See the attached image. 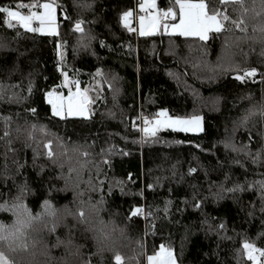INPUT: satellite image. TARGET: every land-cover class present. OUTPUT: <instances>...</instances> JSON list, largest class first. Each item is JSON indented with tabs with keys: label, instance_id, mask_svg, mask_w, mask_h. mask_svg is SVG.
<instances>
[{
	"label": "trees",
	"instance_id": "trees-1",
	"mask_svg": "<svg viewBox=\"0 0 264 264\" xmlns=\"http://www.w3.org/2000/svg\"><path fill=\"white\" fill-rule=\"evenodd\" d=\"M55 1L58 35L20 29L18 36L0 15V84L5 89L0 117H11L10 137L0 139V204L22 196L23 203L37 214L47 200L62 217L71 216L73 208L87 201L101 209L106 222L127 226L130 239L125 255H119L122 264L125 256L131 264H147V257L161 244L170 245L182 264H253L243 243L264 249V202L255 183L264 180V154L253 163L255 153L264 148V116L257 111L249 116L246 127L238 124L250 109L264 105V83L259 74L255 82L246 83L234 76L250 68L264 73V43L247 39L264 28V0H237L227 6L231 18L243 16L247 32L234 30L210 39L206 54L196 43L190 49L189 41L179 35L141 37L124 29L120 14L135 11L139 0ZM32 2L0 0V6L15 8ZM157 2L161 9L169 6V0ZM206 2L210 8L219 7L218 0ZM77 20L84 21L91 40H81L74 31ZM225 37L234 42L232 70L213 73L207 65L217 63ZM61 41L66 45L64 71L68 77L79 81L92 96L100 93L88 119L52 117L46 102L45 92L62 80L55 51ZM114 90H118L115 99ZM212 98L216 106L210 103ZM31 108L36 109V116L28 111ZM162 109L173 116L202 115L204 131L164 129L158 134L161 143L134 142L142 136L132 126L134 121L141 126L136 118L153 117ZM32 124L45 125L54 134L46 138L54 141L55 162L42 149L34 153L35 144L27 139ZM4 131L0 119V136ZM35 135L44 139L39 131ZM227 139L238 147L248 145L251 155L226 149L223 141ZM189 167L197 172L189 174ZM70 169L74 170L71 180ZM149 184L154 188L149 189ZM234 184L244 185L245 190L227 192ZM77 185L84 193L79 199ZM89 187L94 190L86 191ZM168 200L172 203L165 212ZM197 203L201 207H195ZM136 207L143 208L144 214L133 216ZM13 218L17 217L9 211L0 212V223ZM21 219L29 220L26 215ZM66 233L84 246L91 264H115L117 255H92L94 243L82 225L69 219L59 230L61 236Z\"/></svg>",
	"mask_w": 264,
	"mask_h": 264
},
{
	"label": "snow or ice",
	"instance_id": "snow-or-ice-1",
	"mask_svg": "<svg viewBox=\"0 0 264 264\" xmlns=\"http://www.w3.org/2000/svg\"><path fill=\"white\" fill-rule=\"evenodd\" d=\"M237 0H218V5L210 8L209 3L206 0H169V6L167 8L161 9L158 6L157 0H140L139 2V12L138 16V28L132 27V22L136 18L134 10H126L120 14L119 23L121 26L128 31H138L139 36H151L157 33L167 34L169 36L179 35L186 38L189 41V47L191 49L192 43H196L199 48L206 50L208 48V42L210 39L221 36L225 32H232L234 30H239L241 33L247 32V25L244 22L243 16L240 18L233 19L227 13L226 8L229 5L236 3ZM84 7H90V4H83ZM56 7L54 0H49V2L41 3L40 0H33L32 3L24 4L19 3L16 7L11 6H0V15L4 16L3 23L8 29L17 30L18 36L20 35L19 30L23 29L28 33H46L48 35H58V24L56 20ZM23 9H28L27 12ZM235 11V10H234ZM66 19H71L66 17ZM178 20V22H176ZM84 21L77 20L74 23V31L80 34L81 40L87 37L89 40L92 37L87 36V32L84 28ZM255 31V29H254ZM240 39V38H237ZM232 41L228 37H225L224 42L221 46L220 55L217 57V63L215 65L208 64L210 71L215 73L217 70L229 71L232 70V53L231 48L233 47ZM101 46L104 42L101 41ZM65 48L64 42H59L56 47V53L58 56L57 60V71L60 72L62 80L59 85L53 86L50 90L45 92V99L48 105H50L51 116L58 117L64 120L68 117H82L88 119L93 114L91 105L96 99L101 98L99 91H97L96 96H89L88 89L81 91L79 87V81L72 80L68 77L67 72L64 71L65 67ZM198 64H194L193 67H198ZM243 74L239 72L234 76V79L242 83L248 81L255 82V78L259 74L261 77V83H264V73H258V69L250 68L242 70ZM98 75L103 76V73L98 70ZM171 75V73H169ZM214 78V77H213ZM68 88V95L64 97L59 89ZM73 87L75 91H73ZM4 86L0 84V100L4 99ZM29 94H31V84L28 88ZM118 90H114L113 98ZM12 97L9 98V102H12ZM28 111L36 116L37 112L35 108L28 109ZM257 111L264 116V105L259 109H250L249 114L242 117L239 121L238 126H247V121L249 116L255 114ZM4 121L5 131L0 139H5L10 137L9 127L11 117H0ZM137 120L142 121V126H138L135 121L133 122V128H136L142 133L141 139L139 141H134L138 143H161L159 138V132L164 129H172L182 131L184 133H201L204 131L203 128V117L200 115L191 116H173L169 115L166 109L160 110L153 117L148 116H138ZM39 131L40 136L44 139H38L35 133ZM235 131V129H233ZM50 134L45 125H31V131L28 133L27 139L35 144L33 149L34 153L39 154L42 149V154L49 159L54 161L56 155L53 149V139H47ZM56 143H60V138H55ZM7 145L10 146L11 140L6 141ZM163 143H167L164 141ZM183 143V142H178ZM226 149H231L234 152H248L251 155L248 145H243L238 147L231 139L223 141ZM196 147H200L197 145ZM108 154H112V150H109ZM127 155V153H121ZM262 154H264V148L255 153V158L253 163H257ZM83 155L86 157L88 154L85 152ZM7 159V154H5ZM55 162V161H54ZM104 163H108L107 160ZM238 163V162H237ZM62 167V166H61ZM83 167V165H82ZM7 171V165L5 164V172ZM73 169L69 170L68 179L71 180V172ZM197 172V168L189 167V174ZM3 175V173H0ZM227 179V177H226ZM129 180H131V174H129ZM123 182H121L122 184ZM259 186L261 192V200L264 202V180L255 182ZM78 186V185H77ZM248 187H252L249 183ZM149 189L154 188L153 184L148 185ZM245 190V186L241 184H234L233 187L226 189L227 192L235 193L242 192ZM195 200L196 197L193 196ZM172 202L170 200L165 202V212L168 210V206ZM187 203V201H185ZM195 207H201L200 203L195 204ZM0 209H7L14 216L17 217V222L23 223L21 217L27 216L29 220L38 219L42 216H47L49 218H57L58 210L52 206L47 200L44 202V209L42 212L37 213L33 217L32 212L23 203L22 196L15 197L11 201H6L4 204H0ZM264 212V207L261 208ZM133 216L143 215L144 210L141 207H136L133 209ZM79 215L83 217L84 213L81 210ZM147 215H152L149 212ZM219 229H223L224 225L218 226ZM4 230V226L0 224V231ZM243 248L246 251L247 257L250 261H258L259 257H264V249L256 248L254 243L245 241L243 243ZM258 254V255H257ZM149 264H177V257L171 246H165L161 244L159 250L153 255L147 257ZM115 264H122V258L117 255L114 257ZM0 264H6V261L0 257Z\"/></svg>",
	"mask_w": 264,
	"mask_h": 264
},
{
	"label": "clouds",
	"instance_id": "clouds-1",
	"mask_svg": "<svg viewBox=\"0 0 264 264\" xmlns=\"http://www.w3.org/2000/svg\"><path fill=\"white\" fill-rule=\"evenodd\" d=\"M258 43H264V28L260 29L255 37H248ZM87 190H94L88 188ZM78 199L84 194L76 188ZM84 215H79L80 211ZM0 209V212H7ZM33 217L36 213H32ZM72 219L82 225L90 234L94 243L92 255H122L126 242L130 239L127 226L114 221H105L101 218V209L85 201L73 208L72 215L67 214L55 219L42 216L38 219L23 220L17 222V218L7 223H0L4 230L0 231V257L6 264H91L86 258L83 245L69 233L61 236L59 230L68 220ZM56 250L60 251L56 255ZM124 264H131L128 256H125Z\"/></svg>",
	"mask_w": 264,
	"mask_h": 264
},
{
	"label": "rangeland",
	"instance_id": "rangeland-1",
	"mask_svg": "<svg viewBox=\"0 0 264 264\" xmlns=\"http://www.w3.org/2000/svg\"><path fill=\"white\" fill-rule=\"evenodd\" d=\"M43 2H49V0H46V1H42L41 3H43ZM139 2H140V0H139ZM139 2L137 3V6H136V9H135V11H134V14H135V19L133 20V22L135 23V26H136V28H138V16L141 14L140 12H139V7H138V5H139ZM54 3L57 5V3H56V1L54 0ZM55 15H56V20H57V24H58V34H60V25H59V16H58V5H57V7H56V12H55ZM176 22H178V20L176 21ZM137 33H138V31H136ZM42 34V33H41ZM43 34H46V33H43ZM139 34V33H138ZM80 87V86H79ZM80 89H81V91H84V89H82L81 87H80ZM59 91L62 93V95L64 96V97H67V95H68V88L67 87H65V88H62V89H59ZM73 91H75V88L73 87ZM88 95L89 96H92L91 95V93H90V91H88ZM210 103L213 105H215L216 106V99H211V101H210ZM94 104V103H93ZM93 104L91 105V109H92V112H93ZM169 114V113H168ZM170 115V114H169ZM192 115H200V114H192ZM191 116V115H190ZM200 116H202V115H200ZM181 117H184V116H181ZM141 126H142V121H141ZM243 153H247V152H243ZM251 243V242H250ZM257 248V247H256ZM159 250V248L157 249V251ZM173 250V249H172ZM156 251V252H157ZM173 252H174V250H173ZM153 254H155V253H153ZM153 254H151V255H153ZM174 255L176 256V254H175V252H174ZM258 255V254H257ZM177 257V256H176ZM252 263L253 264H264V257H259L258 256V261H256V262H254V261H252ZM147 264H149V262L147 261ZM177 264H182V263H180L179 262V260H178V258H177Z\"/></svg>",
	"mask_w": 264,
	"mask_h": 264
},
{
	"label": "built area",
	"instance_id": "built-area-1",
	"mask_svg": "<svg viewBox=\"0 0 264 264\" xmlns=\"http://www.w3.org/2000/svg\"><path fill=\"white\" fill-rule=\"evenodd\" d=\"M132 27L135 29L136 28L135 24H132Z\"/></svg>",
	"mask_w": 264,
	"mask_h": 264
}]
</instances>
